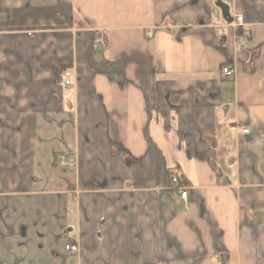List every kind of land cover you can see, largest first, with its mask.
I'll list each match as a JSON object with an SVG mask.
<instances>
[{
  "label": "crops",
  "instance_id": "0c3cea01",
  "mask_svg": "<svg viewBox=\"0 0 264 264\" xmlns=\"http://www.w3.org/2000/svg\"><path fill=\"white\" fill-rule=\"evenodd\" d=\"M0 264H264V0H0Z\"/></svg>",
  "mask_w": 264,
  "mask_h": 264
},
{
  "label": "built area",
  "instance_id": "2783aa9c",
  "mask_svg": "<svg viewBox=\"0 0 264 264\" xmlns=\"http://www.w3.org/2000/svg\"><path fill=\"white\" fill-rule=\"evenodd\" d=\"M241 20H242L241 17H236L235 24H240ZM240 43L243 44L244 41H241ZM105 44L106 41L102 35L99 34L97 37L94 38V45L97 48H104ZM221 74L225 78H231L234 74V71L231 67L225 66L221 68ZM61 77H62V84L65 88H68L72 85L73 74L70 69L63 70L61 72ZM242 133H248V130L245 129L242 131ZM171 184L177 189L179 198L182 201V203L186 204L188 201V191L179 184V180L176 176L171 177ZM65 250L70 253H76L78 251V248L77 246L69 243L65 246Z\"/></svg>",
  "mask_w": 264,
  "mask_h": 264
},
{
  "label": "trees",
  "instance_id": "16d2710c",
  "mask_svg": "<svg viewBox=\"0 0 264 264\" xmlns=\"http://www.w3.org/2000/svg\"><path fill=\"white\" fill-rule=\"evenodd\" d=\"M97 36H98V34L95 33V34H94V38L97 37ZM65 69H67V68L64 67V68H62L60 71L62 72V71L65 70ZM60 74H61V73H60Z\"/></svg>",
  "mask_w": 264,
  "mask_h": 264
}]
</instances>
